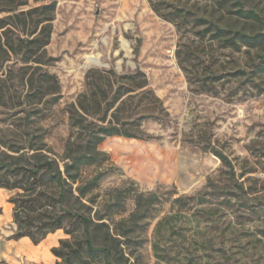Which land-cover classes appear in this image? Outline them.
I'll return each mask as SVG.
<instances>
[{"label":"rangeland","instance_id":"1","mask_svg":"<svg viewBox=\"0 0 264 264\" xmlns=\"http://www.w3.org/2000/svg\"><path fill=\"white\" fill-rule=\"evenodd\" d=\"M53 1L0 0V140L34 137L62 156L77 135L69 110L91 88L87 74L140 69L162 110L141 101V89L126 94L142 115V138L106 137L99 160L84 169L86 178L101 175L99 205L117 203L122 191L113 207L120 213L103 221L112 232L129 230L123 262L264 264V42L236 50L207 30L219 21L264 33V0H243L257 19L220 0H56L43 53L27 59L25 48L9 49L7 41L33 38L36 24L40 31L37 7ZM19 11L25 27L9 18ZM18 192L0 190L6 212Z\"/></svg>","mask_w":264,"mask_h":264},{"label":"trees","instance_id":"2","mask_svg":"<svg viewBox=\"0 0 264 264\" xmlns=\"http://www.w3.org/2000/svg\"><path fill=\"white\" fill-rule=\"evenodd\" d=\"M220 4L223 7H229V4L236 6L235 12L240 18H259L254 9L245 7L243 0L232 3L220 0ZM56 5L54 0L37 7L42 15L40 31H37L36 24L34 30L27 34H35L33 38L18 39L16 45L7 41L8 48L15 52L25 48L27 59L30 54L43 53L50 42ZM17 9V5L11 8L14 11ZM26 14V11H19L9 18L16 19L25 27ZM192 22L198 25L199 19ZM207 30L212 32L213 39L236 50H240L242 44L253 46L264 42V33L248 35L231 25L222 26L219 21L211 22ZM260 69H264V56ZM110 73L99 76L92 72L87 74L91 88L82 93L69 110L70 126L74 133L77 131V135L68 137L62 156L45 149L46 144L34 137H27L24 143L0 140V188L19 190L9 199L14 205L13 219L17 225L13 238L27 236L38 244L50 233L64 230L67 237L61 238L59 245L52 248L58 258L57 264H125L123 260H128L123 256V246L130 239L129 230L112 232L109 224L103 221L106 216L120 213L113 207L120 206L122 191L118 192L117 203L99 205L95 191L101 175L86 178L84 169L99 160L102 153L98 145L106 137L142 138L139 122L142 115L135 116L137 107L130 101L134 95L129 94L123 99L126 94L141 89V101L157 102L160 110L162 101L148 87L146 75L140 69L116 78H112ZM30 82L34 80L30 79ZM26 149L34 152L30 154ZM212 150L223 162L231 165L223 152L215 148ZM95 206H103V211L97 210L92 215ZM2 212L0 206V214ZM142 214V211L138 212L136 218Z\"/></svg>","mask_w":264,"mask_h":264},{"label":"crops","instance_id":"3","mask_svg":"<svg viewBox=\"0 0 264 264\" xmlns=\"http://www.w3.org/2000/svg\"><path fill=\"white\" fill-rule=\"evenodd\" d=\"M2 208L3 212L0 214V264H57L58 258L53 254L52 248L59 245V240L64 237V233L57 230L38 244L27 236L13 238L17 231L13 214L6 212L5 207Z\"/></svg>","mask_w":264,"mask_h":264}]
</instances>
